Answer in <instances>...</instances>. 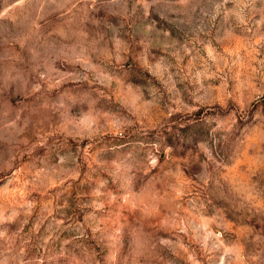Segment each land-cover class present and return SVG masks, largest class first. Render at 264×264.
<instances>
[{
	"label": "rangeland",
	"instance_id": "1",
	"mask_svg": "<svg viewBox=\"0 0 264 264\" xmlns=\"http://www.w3.org/2000/svg\"><path fill=\"white\" fill-rule=\"evenodd\" d=\"M0 264H264V0H0Z\"/></svg>",
	"mask_w": 264,
	"mask_h": 264
}]
</instances>
